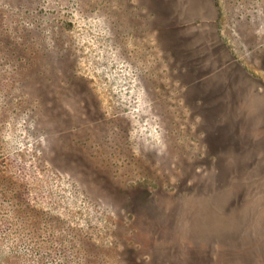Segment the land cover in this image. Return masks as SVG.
I'll return each instance as SVG.
<instances>
[{"label": "rangeland", "instance_id": "374dc122", "mask_svg": "<svg viewBox=\"0 0 264 264\" xmlns=\"http://www.w3.org/2000/svg\"><path fill=\"white\" fill-rule=\"evenodd\" d=\"M179 2L0 0V264H264V0Z\"/></svg>", "mask_w": 264, "mask_h": 264}, {"label": "trees", "instance_id": "16d2710c", "mask_svg": "<svg viewBox=\"0 0 264 264\" xmlns=\"http://www.w3.org/2000/svg\"><path fill=\"white\" fill-rule=\"evenodd\" d=\"M150 3V9L147 11V7H145L144 12L141 13V15H143L144 13L149 15L151 13L154 14V18L151 19L149 21V25L150 28H155L159 29V31H161V29H164V41H162V43L164 45L168 44L169 39L168 37H173L172 34H166V32H171L172 30H178V29H182L184 27V22H182V20H171L170 18V9L172 11V5H177L179 6L180 2L179 0H149ZM140 6H142L141 4H139ZM171 5V6H170ZM139 9V8H137ZM147 11V12H145ZM165 13V15H164ZM162 15L165 16V18H162ZM168 16V17H167ZM162 18V19H161ZM163 32V31H161ZM172 33V32H171ZM167 36V38H165ZM166 40H168V42H166ZM169 45V44H168ZM38 72H34V74H32L31 76L35 77V80L38 82V87H40L42 94L41 97L42 99V103L48 104L47 107H49V104H51L53 106V103L50 102L53 99L54 105L56 104L57 106H61L58 103L59 100V90L57 88V86H55L56 83V79L52 76L53 73H50L51 70L45 69V67L43 65L40 64V66H38ZM37 74V75H36ZM30 76V77H31ZM57 88V89H56ZM56 107V106H54ZM57 114V112L54 111V113L51 115L52 117H55ZM60 117H63L64 115L62 114V111L59 112ZM57 118V117H56Z\"/></svg>", "mask_w": 264, "mask_h": 264}]
</instances>
